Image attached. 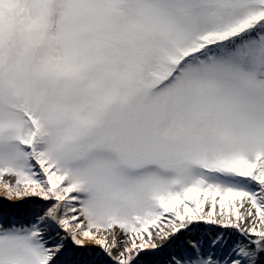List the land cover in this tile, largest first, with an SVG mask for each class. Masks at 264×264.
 <instances>
[{"label": "snow or ice", "instance_id": "snow-or-ice-1", "mask_svg": "<svg viewBox=\"0 0 264 264\" xmlns=\"http://www.w3.org/2000/svg\"><path fill=\"white\" fill-rule=\"evenodd\" d=\"M0 264H264V0H0Z\"/></svg>", "mask_w": 264, "mask_h": 264}, {"label": "rangeland", "instance_id": "rangeland-1", "mask_svg": "<svg viewBox=\"0 0 264 264\" xmlns=\"http://www.w3.org/2000/svg\"><path fill=\"white\" fill-rule=\"evenodd\" d=\"M32 199H35V198H32ZM151 259H156L155 257L151 258Z\"/></svg>", "mask_w": 264, "mask_h": 264}]
</instances>
